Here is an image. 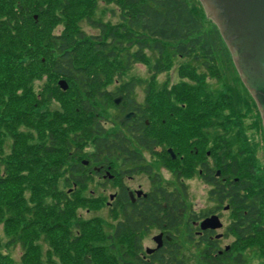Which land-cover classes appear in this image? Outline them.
<instances>
[{"label": "trees", "instance_id": "trees-1", "mask_svg": "<svg viewBox=\"0 0 264 264\" xmlns=\"http://www.w3.org/2000/svg\"><path fill=\"white\" fill-rule=\"evenodd\" d=\"M99 1L116 6L117 23L96 16ZM83 23L98 33L88 34ZM136 63L151 73L142 106L151 112L137 140L155 141L160 129L169 134L170 126H180L178 135L187 141L188 111L197 137L204 119L216 134L224 132L221 178L206 181L213 184L211 195L230 206L234 242L222 255L204 249L210 257L202 262L244 264L242 253L232 258L234 252L255 246L264 257V162L257 155L264 148L262 117L200 0H0V264H186L141 258L133 232L153 220L150 212L142 219L111 212L121 218L109 232L102 218L77 211L92 205V197L80 198L74 189L83 184L75 175L80 150L111 139L99 120L105 107L116 106V96L127 98L145 82L126 80ZM176 65L180 80L157 87V76ZM208 78L220 87L212 88ZM248 114L257 142L247 134ZM17 246L18 261L12 254Z\"/></svg>", "mask_w": 264, "mask_h": 264}, {"label": "flooded vegetation", "instance_id": "flooded-vegetation-1", "mask_svg": "<svg viewBox=\"0 0 264 264\" xmlns=\"http://www.w3.org/2000/svg\"><path fill=\"white\" fill-rule=\"evenodd\" d=\"M129 95L127 98L123 95L115 97L116 99L121 96L120 102L115 103L116 107H113L118 119L107 118V110H104L105 116L99 120L107 132L106 136L112 139L120 133L124 139L92 141L80 150L81 156L77 163H80L81 168L75 175L76 178L83 179V184H75L74 189L80 198L92 197V205L79 207L77 211L97 212L106 208L109 212L123 214V217L138 219L147 218L146 212H150L153 220L140 224L133 232L135 241L140 245L141 258L149 262L173 258L184 260L181 243L184 238L181 236L202 248L201 257L209 259L210 256L201 254L206 248L209 253L220 254L226 247L221 246L222 242L228 236V227L227 232L223 231L224 212H230V208L220 204V196L218 198L216 194L211 195L213 184H209L206 179L208 176L221 178L222 168L219 165L224 163L225 157L222 146L224 132L218 129L216 134V128L210 130L207 119H204L203 124L199 125L201 137H197L193 131L194 112L188 111L187 141L181 140L178 135L180 126H170L169 134L160 129L156 132L158 137L155 141H139L135 135L143 131L142 121L148 123L146 114L151 111L142 108L147 93L141 101L136 99L135 91ZM175 97L177 95H173V98ZM128 114L133 116L122 121V117ZM154 121L158 122L159 119ZM153 135L151 134V137ZM168 138L174 141L166 140ZM215 142L218 145H214ZM210 145H214L213 150L217 149L216 156L215 152L210 150ZM178 146H181L180 151ZM165 173V178L170 176L175 180L176 188L163 182ZM196 175L209 187L208 198L215 204L212 210L191 208L187 203L190 191L184 181ZM138 176L146 177L148 188L142 183L137 186L130 184ZM171 202H176L179 206ZM211 216H217L222 227L202 229V222ZM127 235V239H130V235ZM147 240L152 246L145 244ZM178 248L180 252L175 253Z\"/></svg>", "mask_w": 264, "mask_h": 264}, {"label": "rangeland", "instance_id": "rangeland-1", "mask_svg": "<svg viewBox=\"0 0 264 264\" xmlns=\"http://www.w3.org/2000/svg\"><path fill=\"white\" fill-rule=\"evenodd\" d=\"M96 16L99 18H102L104 21H111L112 23H117L120 20V13H119V11H117L116 6H114L113 3H110L109 5H107L103 1H99V3H98ZM82 28L88 34H97L98 33L94 28L90 27L86 23L82 24ZM60 30H61V28L58 29V31H60ZM150 55L153 56L152 54H150ZM176 67H177V65L175 66V68L170 70L169 73L165 72V73L157 76V78H156L157 87L161 88L164 84H168V86L171 87L173 84L177 83L180 80L178 77ZM150 75H151V73L149 72V66L147 64L136 63L132 66V68L130 69V71L128 72V74L126 76V80L134 78V77H136L138 80H142V81L145 79L144 80L145 82H143L142 84H137V86L135 88V95H136V99L138 101H141L144 97V94H145L146 88H147V82L150 78ZM207 80L209 81V84L212 88L218 89L220 87L219 83L215 82V80L210 79V78H208ZM37 84H40V83H37ZM117 86H118V83H113L109 86V88L112 91H114ZM54 107H55V105L52 106V108H54ZM105 110H107V112L105 113L107 118L118 119V115L114 111L113 107H107V108L105 107ZM245 122H246L245 126L247 127V134L250 137H252V136L255 137V141L257 142L259 140V136L256 135L255 129L252 128V124H251L252 120H251L249 114L246 117ZM221 133H222V131H221ZM221 133H219V134L221 135ZM257 155H258L260 161L264 162V148H262V146L260 148H258ZM165 176H166V173L163 177V182L168 184L172 188H176L177 186H176L175 180L170 178V176H167L166 178H165ZM140 183H142L143 186L146 188L149 187L148 181H147L146 177H144V176L136 177L135 180L133 182H131L130 184L133 186H137ZM184 183L187 185V187L189 188V191H190V196L188 197L187 203L189 204V206L191 208H196V209H200V210H204V211L212 210L215 208V204L209 200L208 195H207V191L209 190V187L203 182V180L200 178V176L196 175V176L192 177L190 180L186 179L184 181ZM79 213L82 215V217H84L86 219L94 218L95 216L102 218L105 221L106 227H107L109 232L113 231L114 227L116 226V224L118 223V221L121 218L119 215L116 219H113V217L111 216V212H109L106 208H103L102 210L97 211V212H93V211L84 212L83 211V212H79ZM229 216H230V218H229ZM231 220H232L231 211L230 212L229 211L224 212V221H223V224L225 227V229L223 230L224 232L225 231L227 232L226 228L230 224ZM227 233H228L227 239L222 242V245H221L222 247L229 246V245L232 246V243L234 242L233 235L229 232H227ZM0 235L2 237H4L1 225H0ZM182 237L184 238V239H182L183 242H181L182 248H183L182 253L184 255V261L186 262V264H205L202 262L201 256H200V252H201L202 248L199 246H195V244L189 242L185 236H181V238ZM145 244L152 246V244L149 240H147ZM239 252H241L243 257H244V262H245L244 264H264V257L261 256V254L259 253L256 246L255 247H248V248L243 249V250H237L236 252H234L232 258L235 255H237V253H239ZM21 253H22V251H21L19 246H17L15 249L12 250V254L17 261L19 260Z\"/></svg>", "mask_w": 264, "mask_h": 264}, {"label": "water", "instance_id": "water-1", "mask_svg": "<svg viewBox=\"0 0 264 264\" xmlns=\"http://www.w3.org/2000/svg\"><path fill=\"white\" fill-rule=\"evenodd\" d=\"M200 1L208 18L219 28L264 121V0ZM59 84L64 90L69 87L65 80H60ZM119 101L120 98L116 100L117 103ZM132 116L133 114H128L123 120ZM170 152L173 153L172 150ZM201 227L218 229L222 227V223L217 216H211L202 222Z\"/></svg>", "mask_w": 264, "mask_h": 264}]
</instances>
